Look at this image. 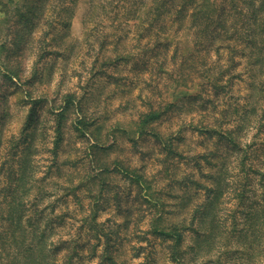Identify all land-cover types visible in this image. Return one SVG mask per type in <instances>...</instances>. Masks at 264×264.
Segmentation results:
<instances>
[{
  "label": "rangeland",
  "instance_id": "374dc122",
  "mask_svg": "<svg viewBox=\"0 0 264 264\" xmlns=\"http://www.w3.org/2000/svg\"><path fill=\"white\" fill-rule=\"evenodd\" d=\"M253 13L264 0H0V264H180L155 225L186 228L182 264H264Z\"/></svg>",
  "mask_w": 264,
  "mask_h": 264
},
{
  "label": "trees",
  "instance_id": "16d2710c",
  "mask_svg": "<svg viewBox=\"0 0 264 264\" xmlns=\"http://www.w3.org/2000/svg\"><path fill=\"white\" fill-rule=\"evenodd\" d=\"M190 2H193V0H186V3L190 4ZM253 12H256V11H253ZM253 18L258 22L257 28L260 29V30H264V18L261 17L258 13H253ZM259 20L261 22H259ZM220 24H221V26H225V18L224 17L221 19ZM257 28L252 29V32H254ZM251 33L248 34V38L250 40H254L252 38V36H251ZM72 100L73 99H71L69 101V103ZM65 108H67V107H65ZM64 111L65 110H62L61 112H58V115H59V118H60V120L58 122V130H59V132L62 131L61 117H62ZM32 116L33 115H31V117ZM159 116H160V113L157 111V109H152V110H149V111L143 113V120H142L143 125H144V123L148 124V123L152 122L153 120L159 118ZM29 125H30V123H29ZM33 129H36V128L35 127H32V130ZM143 129H144V127H142V130ZM210 131H212V130L210 129ZM23 133L25 134L24 137H26L25 139H23V143L25 144V143H28L29 142V138L28 137L33 134V131H29V127H26L23 130ZM234 143L236 145H239V147H240L239 149L243 150L244 155H245L243 157V163H245L246 158H247V153L249 152L248 146L247 147L245 146L247 144L246 143H243L242 141H239V142L235 141ZM23 170H25L24 163L21 166V172H22L21 175H14L13 177L10 178V181H12L13 183L14 182H17V181H21L23 179L22 177L24 175L23 174ZM263 179H264V176H263ZM18 185H19V183H17V186ZM245 187H246V185H245ZM212 192L215 193L214 198H213L214 200L217 199V198H219L220 193L218 192V190H217L216 187L215 188H212L211 193ZM243 196H244V191H243L242 195H240V198H242ZM261 211H263V210L260 209L257 212H253V216L252 217H254V218L258 217V214L261 215ZM196 213L197 214H195L193 216L192 224L196 223L197 221L200 223V219L204 216L205 213H208L207 207L205 205H201L200 208L198 210H196ZM162 217H163L162 215H159L158 216V220L163 219ZM254 224H255V221H252V225H254ZM214 225L215 224H213V227H214ZM162 228L163 229H161V227L159 225H155L154 231L157 232V233H160V234L164 235L165 239H171L172 240V242L170 243L169 246L172 249L171 252L173 254V258H174V260H175L176 263L178 262V263L182 264L184 262V257H183V253L181 252L180 247H181V244H182V242L184 240V235H185V229L186 228L185 227H176L175 226V228L173 230H171V231L168 230V229H166L165 226H163ZM192 230H197L198 231L199 230L198 229V226L193 227ZM204 234H207V233L205 232ZM108 245H107V247H108Z\"/></svg>",
  "mask_w": 264,
  "mask_h": 264
}]
</instances>
